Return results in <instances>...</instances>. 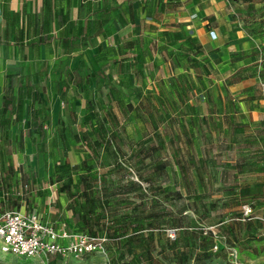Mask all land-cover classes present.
I'll use <instances>...</instances> for the list:
<instances>
[{
    "label": "rangeland",
    "instance_id": "rangeland-1",
    "mask_svg": "<svg viewBox=\"0 0 264 264\" xmlns=\"http://www.w3.org/2000/svg\"><path fill=\"white\" fill-rule=\"evenodd\" d=\"M249 17L260 22L262 14ZM258 40L255 55L264 63V32ZM143 49L147 55H161L171 69L182 72L171 79L179 92L159 85L157 94H143L132 108L137 87L132 89L131 75L136 63L145 62H135L136 52L125 62L109 61L98 86L99 109L93 111L98 123L94 121L96 126L83 134L78 127L75 133L83 141L71 142L83 162L70 168L65 152L69 143L61 145L62 152L52 161H36L53 165L55 172L62 169L73 176V183L84 169L91 183L89 198L74 192L66 207L73 218L69 227L76 233L102 235L98 237L106 240L104 251L36 261L0 253V264H264V124L233 121L227 134L231 141L224 149L218 139L212 141L206 121L196 117L199 106L193 112L187 109L189 101L204 102L203 95L193 94L196 83L183 76L189 70L198 76L206 71L203 49L189 37L176 35ZM152 66L159 73V67ZM118 72L121 80L116 78ZM259 74L264 81V71ZM149 84L146 80L145 86ZM194 113L195 120L187 117ZM217 126L211 124L212 130ZM89 136L97 142H84ZM7 163L0 158V213L14 209L8 196L21 179ZM56 174L49 177L45 171L40 181L46 184ZM243 205L252 210L249 218L241 213ZM46 217L58 226L57 216Z\"/></svg>",
    "mask_w": 264,
    "mask_h": 264
},
{
    "label": "crops",
    "instance_id": "crops-1",
    "mask_svg": "<svg viewBox=\"0 0 264 264\" xmlns=\"http://www.w3.org/2000/svg\"><path fill=\"white\" fill-rule=\"evenodd\" d=\"M249 14H262L260 22ZM263 32L264 0H0V158L21 178L8 196L15 202L11 210L43 217L53 213L59 227H71L72 213L66 207L78 189L71 183L69 192L61 191L64 183H58V175L49 179L54 166L36 161H52L61 145L69 143L65 152L70 168L83 162L71 142L83 141L75 133L78 127L83 134L98 123L93 111L99 109L98 86L109 61L125 62L136 52L135 62H145L136 63L131 75L132 89L137 87L132 108L143 94H157L159 85L179 92L171 79L182 72L171 69L161 55L143 51V46L165 43L170 35L189 37L203 49L206 71L198 76L189 70L183 76L196 83L195 96H204L201 104L189 101L187 109L193 112L199 106L196 117L209 125L212 141L218 139L227 148L233 121L264 124L259 74L264 63L255 55ZM152 63L160 74L153 72ZM121 77L118 72L116 78ZM187 117L196 119L195 113ZM213 123L219 125L216 131ZM91 140L96 141L89 136L84 142ZM45 171L49 177L43 184Z\"/></svg>",
    "mask_w": 264,
    "mask_h": 264
},
{
    "label": "built area",
    "instance_id": "built-area-1",
    "mask_svg": "<svg viewBox=\"0 0 264 264\" xmlns=\"http://www.w3.org/2000/svg\"><path fill=\"white\" fill-rule=\"evenodd\" d=\"M214 38V32L210 31ZM249 218V205L241 207ZM104 237L73 232L65 226L49 222L35 211H7L0 214V252L20 258L47 256H83L104 251Z\"/></svg>",
    "mask_w": 264,
    "mask_h": 264
},
{
    "label": "trees",
    "instance_id": "trees-1",
    "mask_svg": "<svg viewBox=\"0 0 264 264\" xmlns=\"http://www.w3.org/2000/svg\"><path fill=\"white\" fill-rule=\"evenodd\" d=\"M95 142H97V141H95ZM81 171H83L85 173L84 169L81 170ZM56 173H57L59 179L64 181V184L62 185L60 190L61 191H67L68 190V192H69L70 191V186H72L71 183H73L72 177H71L72 175H68L67 173L62 171V169H59V168L56 169L55 174ZM84 173H81V174L77 173L78 174V178H77V181L74 183L73 188L79 190V191L76 190L75 194H77V195L80 194L82 199H84V200L87 199L88 200V198H89V190L91 189V183L88 181V179H87L86 175H84ZM71 196H75L74 192H73V194ZM85 216L86 215H84V214H82L80 216L81 221H83L86 218ZM85 234H88V233H85ZM88 235H92V234H88ZM92 236H94V235H92ZM98 236H102V235H98Z\"/></svg>",
    "mask_w": 264,
    "mask_h": 264
}]
</instances>
